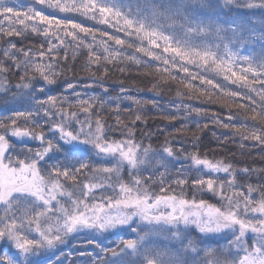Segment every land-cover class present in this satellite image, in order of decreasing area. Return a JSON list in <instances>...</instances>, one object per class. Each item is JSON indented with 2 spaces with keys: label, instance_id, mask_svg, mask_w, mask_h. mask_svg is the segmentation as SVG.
<instances>
[{
  "label": "snow or ice",
  "instance_id": "6c2138e0",
  "mask_svg": "<svg viewBox=\"0 0 264 264\" xmlns=\"http://www.w3.org/2000/svg\"><path fill=\"white\" fill-rule=\"evenodd\" d=\"M81 53L83 83L67 78ZM133 75L174 85V111L132 95ZM0 93V264H264V167L200 152L211 124L264 160V0H0ZM157 118L181 123L147 130Z\"/></svg>",
  "mask_w": 264,
  "mask_h": 264
},
{
  "label": "trees",
  "instance_id": "16d2710c",
  "mask_svg": "<svg viewBox=\"0 0 264 264\" xmlns=\"http://www.w3.org/2000/svg\"><path fill=\"white\" fill-rule=\"evenodd\" d=\"M11 3L14 5L24 8L26 6H30L33 2V0H10ZM124 3H133L134 0H123ZM222 3V0H221ZM78 19H83L79 18ZM85 24L91 25L93 22L89 20H84ZM111 31V30H110ZM122 35V34H121ZM16 39V38H13ZM42 37H36V36H31L29 37L28 44L30 46H38L39 42L42 41ZM19 42V41H17ZM131 51V50H128ZM251 51V49H249ZM260 51L259 47L257 46L255 49V53L258 54ZM69 58H71V52H69ZM147 59V58H145ZM85 56L83 53L79 54L77 57L76 62L73 65L74 71L69 72L67 74V78L73 81L79 80L80 83H83L84 81L88 80L89 77L86 73L81 71V67L84 63ZM111 67V66H109ZM133 71L135 72L134 66H133ZM142 73L146 71V69L141 68L140 70ZM179 75H183V73H180ZM122 78L121 74L118 72L113 71L110 76L107 79V85L110 88V91L113 89H118L119 84L117 81ZM126 79V85L125 86H130L132 84V80L135 79L137 81V86H143L144 90L143 91H133L131 94L135 96H139L142 99L145 100H156L158 104L160 105L161 109H163L165 112L172 113L174 109L172 108V105L175 103H178L179 101L175 97V86L173 85L171 89H169L167 86H164L162 89L158 91H148L147 89L151 87L150 80L151 77H146L144 75L140 76H129V77H124ZM11 82L14 85L16 83V78L11 77ZM64 78L61 77L58 80V83L56 85L49 86L51 88V94H60L63 92L64 89ZM14 90V89H13ZM88 91H95V92H100L99 88L88 90ZM113 95H116V92H112ZM0 96H3V93H0ZM127 101H124L122 104V107L128 106ZM185 103H192V104H197L196 101H185ZM201 107L205 108H210L213 111H218L221 113L225 112V109L219 107L217 104H203L199 105ZM145 112L149 117H158L160 115V112H158L156 109L152 108L151 105H148L145 108ZM193 121L195 120H200L201 123L205 122L203 117H193ZM181 121H176L175 124L168 123L167 121H162L160 119H149L148 124H147V130L156 132L157 128L164 129L165 133L169 131H174V127H179ZM141 128H144V125L140 126ZM190 127H192L193 130H195V124L190 123ZM211 129L212 125H209V130H205L203 133H201V143H200V152L201 154H207V156L211 159H225L228 162H231L233 166L238 170L242 167H250V168H260L264 167V160L259 159V156L257 155L259 149H253L251 153L247 149H240L238 147V144H233V143H228L227 145H220L215 138L212 137L211 135ZM218 133H220L221 129H216ZM164 137L161 135L158 140L154 138V146H158L159 144L163 143ZM181 140L183 141L184 147H186L189 151L192 150V145L190 143L191 141V136L187 137H181ZM38 142H32L31 146H35V144ZM246 144H250L252 142H245ZM173 144L176 147H180V143H178L176 140H173ZM17 151H19V147L17 148ZM188 164L187 161L181 159L177 161H173V174H175V171L178 169H181L182 166L186 167ZM197 173L195 170L192 171L190 174V179L192 176H195ZM221 176L223 175L222 173L220 174ZM243 176L242 173L238 172V177H237V183H247V182H252L256 183V176L253 174L251 176L250 181H244L241 179ZM186 193L189 198H192L193 192L189 186H185ZM196 198L200 199H206L209 203L216 204L217 198L212 196L210 193H207L206 191L203 193H196ZM86 236H81L80 239H86ZM117 239L116 237H113V240ZM105 243H108V241H105Z\"/></svg>",
  "mask_w": 264,
  "mask_h": 264
},
{
  "label": "water",
  "instance_id": "95a60500",
  "mask_svg": "<svg viewBox=\"0 0 264 264\" xmlns=\"http://www.w3.org/2000/svg\"><path fill=\"white\" fill-rule=\"evenodd\" d=\"M28 143H29V145H31L32 141H29Z\"/></svg>",
  "mask_w": 264,
  "mask_h": 264
}]
</instances>
